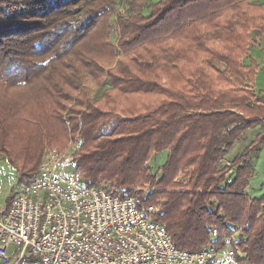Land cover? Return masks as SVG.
<instances>
[{"label": "trees", "instance_id": "16d2710c", "mask_svg": "<svg viewBox=\"0 0 264 264\" xmlns=\"http://www.w3.org/2000/svg\"><path fill=\"white\" fill-rule=\"evenodd\" d=\"M43 1L0 0V154L21 181L37 174L46 144L62 150L77 136L82 183L109 182L140 209L161 206L153 216L181 249L230 243L236 264H264V192L247 191L264 132L228 155L248 130L264 127V93L250 87L260 69L251 51L264 35V1L158 0L150 15L124 22L132 54L106 75L98 51L66 71L61 61L96 19L78 27L59 6L42 20L1 13ZM99 72L103 92L91 99L82 84ZM77 90L78 108L64 115Z\"/></svg>", "mask_w": 264, "mask_h": 264}, {"label": "built area", "instance_id": "2783aa9c", "mask_svg": "<svg viewBox=\"0 0 264 264\" xmlns=\"http://www.w3.org/2000/svg\"><path fill=\"white\" fill-rule=\"evenodd\" d=\"M80 148L76 140L49 151L31 182L0 205V264H236L233 249L177 247L154 206L140 209L105 182L82 183Z\"/></svg>", "mask_w": 264, "mask_h": 264}, {"label": "rangeland", "instance_id": "374dc122", "mask_svg": "<svg viewBox=\"0 0 264 264\" xmlns=\"http://www.w3.org/2000/svg\"><path fill=\"white\" fill-rule=\"evenodd\" d=\"M156 1L158 0H45L33 9L2 10L1 13L4 15V17H8L10 20H42L41 14L43 12H47L53 9V7L59 6L71 12L72 15L70 22H72L74 25H77L78 27L82 22L87 21V19L90 20L92 18V22L94 19H96L97 23L93 26V30L84 40V43L80 44L79 46L77 43V46L74 47L69 54L65 55L61 61L64 64V70L66 71V68L75 67L78 64V60L81 57L84 58L88 52L98 51L103 54V56L99 57L98 59L103 61L97 62L105 68L104 74L106 75L107 71L115 69L118 62L122 60L123 57L127 56L128 54H132V51L127 52L125 49V42H131V38L129 37V30L124 28V22H133L143 16L142 14L150 15L151 10L157 9L158 3H156ZM97 13L100 15V18L98 17L99 19L96 18ZM3 35L4 38H10V36H13V31H6V33H3ZM257 39V45L251 51V58H254L256 61H258L260 69L257 73L255 83L251 84L250 87L255 94H263L264 35L257 36ZM96 76L98 78L90 75L87 76L84 84H82V87L84 86V88H86L91 99L95 98L96 96H100L103 92V87L101 88L103 84L102 80L104 78L103 73L99 72L96 74ZM72 92L73 99L70 103L66 104L64 115H67L70 109L78 108V99L82 97L81 91L77 90ZM33 101L34 100H32V102ZM33 107L40 108L41 106L35 105ZM263 132V126L248 130L244 138L234 145L228 155L230 157H235L237 154L242 152L248 146V144L259 135V133ZM76 140H78L77 136L70 137L69 141L63 143L62 150H59V147L57 146L46 144L41 161L44 155L53 149H57L60 152H65V150L68 148H72V143H76ZM254 167V175L249 182L247 191L251 197H259L264 192V145L254 156ZM20 175L21 174L18 173L16 167L8 160V158L0 154V205L5 206L11 196L20 191V189H22L24 186L28 185L35 176L31 175L29 178L24 176L21 181ZM104 182L105 181H102L101 183ZM105 183L111 185L109 182ZM154 208H157L158 211V208L160 209L161 206L156 205ZM157 211H155V213ZM237 236L238 232H234L226 238V241L228 239H237ZM232 247L233 246L230 243H227L224 245L223 249L225 251H229L230 249L232 250ZM237 254L241 256L243 255V251L240 249V252ZM223 259L224 260H222V262L220 260V264L228 262L227 258L224 257ZM233 260L234 257L230 261Z\"/></svg>", "mask_w": 264, "mask_h": 264}, {"label": "crops", "instance_id": "0c3cea01", "mask_svg": "<svg viewBox=\"0 0 264 264\" xmlns=\"http://www.w3.org/2000/svg\"><path fill=\"white\" fill-rule=\"evenodd\" d=\"M220 260H221V262H222V260H224V259L221 258ZM218 262L220 263V261H218ZM219 263H214V264H219ZM224 264H228V262H225ZM229 264H231V262H230ZM234 264H235V262H234Z\"/></svg>", "mask_w": 264, "mask_h": 264}]
</instances>
